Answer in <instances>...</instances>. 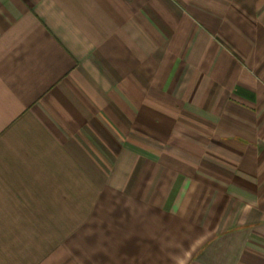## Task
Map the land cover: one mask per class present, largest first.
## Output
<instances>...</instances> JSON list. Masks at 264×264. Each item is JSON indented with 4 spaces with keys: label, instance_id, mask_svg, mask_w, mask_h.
Wrapping results in <instances>:
<instances>
[{
    "label": "crops",
    "instance_id": "1",
    "mask_svg": "<svg viewBox=\"0 0 264 264\" xmlns=\"http://www.w3.org/2000/svg\"><path fill=\"white\" fill-rule=\"evenodd\" d=\"M0 264H264V0H0Z\"/></svg>",
    "mask_w": 264,
    "mask_h": 264
}]
</instances>
